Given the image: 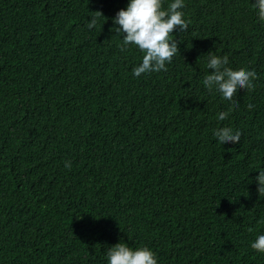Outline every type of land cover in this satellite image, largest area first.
<instances>
[{"label": "trees", "instance_id": "trees-1", "mask_svg": "<svg viewBox=\"0 0 264 264\" xmlns=\"http://www.w3.org/2000/svg\"><path fill=\"white\" fill-rule=\"evenodd\" d=\"M251 2L184 0L178 53L134 77L142 53L112 29L127 0H0V264H106L120 242L158 264H264L250 248L264 232V24ZM209 51L256 72L231 111L203 88ZM225 126L239 142L215 143Z\"/></svg>", "mask_w": 264, "mask_h": 264}, {"label": "clouds", "instance_id": "clouds-1", "mask_svg": "<svg viewBox=\"0 0 264 264\" xmlns=\"http://www.w3.org/2000/svg\"><path fill=\"white\" fill-rule=\"evenodd\" d=\"M250 7L257 20L264 24V0H252ZM183 8L184 0H169L166 8L162 7V0H127L126 6L116 11L112 18V29L119 36L118 47L121 51L133 47L142 53L140 62L131 70L134 77L166 70V65L178 53V41L173 39V30L183 32L188 28ZM96 23L93 16L87 19L85 26L92 29ZM226 65L225 57L209 51L206 66L210 71L203 76L202 85L219 100L230 102L231 111L237 107L233 101L234 94L239 89L250 90L256 72L250 69L232 71ZM247 107L251 109L253 105L248 104ZM227 115V112H221L215 118L224 121ZM211 136L216 144L224 146L229 142H239L241 132L225 126L213 130ZM65 167H70V163L65 162ZM257 171L255 182L259 194L264 192V168ZM250 248L264 254V232L255 236ZM105 256L106 264H158L156 254L150 248L139 246L133 249L122 242L108 247Z\"/></svg>", "mask_w": 264, "mask_h": 264}]
</instances>
